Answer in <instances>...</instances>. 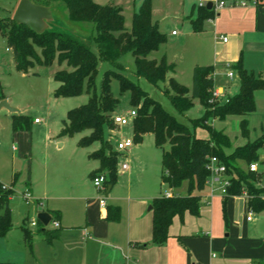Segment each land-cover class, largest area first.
Instances as JSON below:
<instances>
[{"label":"trees","instance_id":"1","mask_svg":"<svg viewBox=\"0 0 264 264\" xmlns=\"http://www.w3.org/2000/svg\"><path fill=\"white\" fill-rule=\"evenodd\" d=\"M45 5L51 2H63L68 19L74 22L92 24L93 32L88 39L70 34L65 29H56L54 21L50 27L40 34L29 30L25 25L18 24L13 17L0 19V35L6 39L7 47L11 49L17 69L27 70L36 62L48 66L57 55L59 61H65L70 70H57L53 79L58 83L54 89L55 96H75L86 92L88 100L85 104L68 110L65 120H62L60 135L74 136L84 130L88 134L81 136L77 145L89 147L94 142L99 148L88 157L99 163V168L106 169L108 179L106 186L112 187L117 177V167L120 152L113 149L110 139L105 138V131L114 125L112 116L118 104L111 89L112 79L119 83V92H128L131 108L136 110L132 119L133 142H140L145 134H151L154 144L161 150V181L167 188L177 191L184 184L188 194H174L170 197L160 196L152 201V237L157 243H162L168 236V228L175 215L188 211L199 214L200 195H194L205 187L210 177L206 169L209 157H216L225 167L224 177L228 180L225 189L226 196L245 195L247 209L255 213L264 211L263 189L258 187L260 176L248 169L250 163L258 161V150L264 148V135L231 149L230 138L223 131L209 124L213 118L220 120L227 116H242L239 121L240 135L248 136L247 114L254 111L253 92L264 88V79L236 65L238 76V92L228 96L226 101H220L212 96L213 67L211 65H196L192 70L191 88L179 83L174 77V63H169L164 57L160 60L149 59L147 55L166 42V35L160 31L159 25L151 14V1L143 0L132 15V25L125 28L122 9L112 4H99L94 0H43ZM264 0H256L257 4ZM205 6L199 7L203 9ZM202 16L191 20L192 30H201ZM95 45L96 51L91 49ZM40 50L39 58L36 50ZM126 53L134 57V75L144 78L151 85L160 88L171 104L180 113L188 110L197 99L204 108L201 117L190 120L192 128H202L208 137H198L194 129L181 122L164 110L161 103L151 97L137 82L127 78L122 73L107 69L99 84L97 92L95 77L99 61L112 66H119V59ZM160 83H164L160 87ZM31 117L25 114H12L13 130H23L30 127ZM227 149H231L227 152ZM13 190L3 188L0 184V237L11 229V210L8 201ZM51 221L58 215L49 212ZM106 219L118 218V207L107 206ZM37 224L44 227L37 220ZM24 240L31 244L32 234L23 229ZM59 230L53 229L44 233V240L50 242L58 237ZM264 264V258L259 259ZM0 264H13L2 262Z\"/></svg>","mask_w":264,"mask_h":264},{"label":"rangeland","instance_id":"2","mask_svg":"<svg viewBox=\"0 0 264 264\" xmlns=\"http://www.w3.org/2000/svg\"><path fill=\"white\" fill-rule=\"evenodd\" d=\"M30 1L45 5L43 0ZM94 1L102 5L120 6L125 28L129 30L132 25V15L143 0ZM150 1L153 20L158 23L160 31L166 35L167 40L159 46V49L151 51L147 58L160 60L164 57L167 62L174 63L175 74H172L174 78L182 85L189 84L187 86L191 88V66L196 63L202 65L208 60L200 57L201 50L203 56L209 53V42H203L205 40L192 32L191 28L190 19L196 18L197 2L196 0ZM19 2L20 0H0V19L12 17ZM46 6L52 11L55 23L53 27L56 29H65L70 34L83 39H88L92 35L91 23L68 19L63 2H51ZM172 30L178 33L177 37L170 35ZM7 49L6 39L0 35V100L5 99L11 107L30 116L32 122L28 129L13 130L9 112L5 107L0 109V184L13 190L8 201L11 210V229L0 237V261L13 264H68L65 263L66 259L61 258L63 247L60 243L50 245L44 240V233L59 228V225L55 226L53 220L45 226L42 225L43 231L41 225L30 224L32 219H36L34 211L41 207L38 201L49 210L52 207L59 210L61 230L68 227L81 230L86 225V217L94 216L99 222L107 223V227L110 226L109 224L112 227L115 221L103 218L102 215V211H105L107 206L118 207L121 214L125 208L126 197L140 194L147 189L157 190V195L163 192L159 182L161 150L155 146L153 136L145 134L140 142H134L128 151L122 152L119 156L120 162L128 161L132 166L133 176L130 177L129 171H120L122 173H117L115 185L109 192L105 189H97L93 184L92 176L88 174L87 153L99 148V143L94 142L87 148H80L77 145L78 139L87 135L88 130L74 136L59 134L62 120L66 119L68 110L85 104L89 95L84 91L75 96L54 95V89L58 85L53 79L54 73L61 69H71L65 61H59L57 55L48 66L35 62L33 67L20 70L16 68L12 51ZM91 49L96 51L93 43ZM36 51L39 58H42L40 50ZM107 69L118 71L137 82L151 97L161 103L165 111L189 126L191 130L194 128L190 120L201 117L204 113V108L197 99H193L194 104L191 108L182 113L178 112L160 88L134 75V57L130 53L124 54L119 59V66H112L104 61L98 62L95 77L97 92L103 73ZM163 85L165 84L160 83V87ZM111 89L114 97L118 99L114 114L125 113L131 109L128 92H119V83L116 79H112ZM227 97H221L219 100L225 101ZM34 118H38L41 123H33ZM209 124L224 129L233 144H240L243 141L239 136L237 116H230L225 120L213 118ZM194 133L199 137H208L207 131L199 127L194 129ZM120 137H132L131 125L119 127L114 124L105 131V138L111 140L113 149ZM255 138L256 135L251 132L249 139ZM106 172V169L98 168L93 176L105 174L108 179ZM216 187L214 194L225 195L221 183ZM164 188L167 189L166 184ZM176 192L180 195L188 194L186 184ZM196 192V190L191 191L192 194ZM99 198L105 199V208L99 206ZM233 211L234 206L230 204V213ZM51 213L54 219L55 213ZM238 215H244L246 219L248 216L255 218L257 214L238 210ZM260 222L261 220L258 223ZM234 223L239 225L240 219H235ZM23 229L32 234L30 246L24 240ZM90 235L94 236L92 233ZM103 239L106 242L109 240L106 237ZM94 254V257L90 258L91 263L88 264L97 263V251ZM107 262L108 258L104 256L101 264Z\"/></svg>","mask_w":264,"mask_h":264},{"label":"crops","instance_id":"3","mask_svg":"<svg viewBox=\"0 0 264 264\" xmlns=\"http://www.w3.org/2000/svg\"><path fill=\"white\" fill-rule=\"evenodd\" d=\"M226 1L227 5L218 10L212 7L208 9L206 5L200 9L197 5L196 18L202 16L200 22L202 28L198 32L192 30L201 36L202 40H205L203 42H209V53L203 56L201 50L199 55L203 59H208L202 65L213 67V87L223 97L238 92L237 64L246 71L264 79V2L257 4L254 3V0ZM241 1H244L245 5L239 4ZM194 19L191 18L190 22ZM173 31L170 32V35L177 37L178 33L173 34ZM222 37H226V41H223ZM196 65L199 64L196 63L190 68L191 84L192 70ZM229 70L233 72L232 78L227 75ZM173 74H175V70ZM187 85L184 86L189 88ZM253 97L255 109L245 116L249 133L246 138L239 135L243 139L240 144H233L231 137L225 133L224 129L215 127L230 138L231 149L247 141H252L249 139L251 132L256 135V138L264 135V88L254 90ZM7 111L10 119L12 114H22L20 110L18 112ZM228 117L230 116L226 118ZM237 117L239 129V121L242 116ZM33 123L40 124L41 121H33ZM231 149L226 151L230 152ZM91 152L87 153L89 176H93V173L97 172L99 168L98 161L88 157ZM123 163H128V161L120 162L119 160L117 173L129 171V175L132 177L134 173L132 166L128 163V168L123 170L121 169ZM255 163L258 172L254 173L261 178L257 185L263 189L262 197L264 198V173L262 172L264 170V148L258 150V161ZM160 168L159 182L163 192L157 195V190L147 189L142 191L143 193L126 197L122 213L120 214L118 208V218L110 219L115 221L112 227L111 224L107 227V223L99 222L94 216L93 218L86 217V225L81 230L74 227L61 230L59 210L55 207L49 210L38 201V205L41 207L39 206L40 208L36 209L35 213L51 211L58 215L56 221L59 228L54 229L59 230V235L47 243L50 245L60 243L63 247L61 258L66 259L65 263L68 264L91 263L90 258L94 257L96 251L98 258L96 264H101L104 256L108 258L106 264H260L259 259L264 258V211L254 212L257 214L256 217H250L249 220L244 219V215L239 216L238 210L253 212L247 209L245 195L214 194L217 190L216 186L220 184V179L225 178L224 176H216L213 179L209 177L205 182L204 189L194 194L201 196L198 215L186 211L181 216H173L167 238L162 243L155 242L152 237V201L156 197L165 196L166 192H170L171 196L179 194L169 188H164L165 184L160 179ZM113 186L110 187V190ZM181 188H184V185ZM235 203L237 204L234 205ZM230 204L234 206L233 213H230ZM110 207L113 211V206ZM102 213L104 218L106 210ZM237 218L240 219L239 225L234 223ZM259 220H261L260 223H258ZM100 237H106L109 240L106 242Z\"/></svg>","mask_w":264,"mask_h":264},{"label":"built area","instance_id":"4","mask_svg":"<svg viewBox=\"0 0 264 264\" xmlns=\"http://www.w3.org/2000/svg\"><path fill=\"white\" fill-rule=\"evenodd\" d=\"M196 2H197V5L199 7L205 6L208 2H210L212 4V8L215 10H218V9L227 5L226 0H196ZM254 3H256V0H254ZM234 4H235V2H234ZM239 4L245 5V2L241 1V2H239ZM172 33L174 34L175 31H173ZM222 40L226 41V37H222ZM227 75L229 78H232L233 72L231 70H229L227 72ZM212 96L218 100L221 97H223V95L216 89H213ZM135 116H136V110L134 108H131V109L127 110L125 113L114 114L112 116V120H113V123L118 125L119 127H124L127 125H131L132 119ZM39 121L40 120L38 118H34V122H39ZM132 145H133L132 137H120V139H118L116 144H115V150L122 153V152L126 151L128 148H130ZM127 168H128V163L121 164V169L126 170ZM206 169L210 172V178L211 179L215 178L216 176L217 177L224 176V173H225L224 165L214 156L209 157L208 162L206 164ZM248 169L252 172H255V173L258 172V167H257V164L255 162L250 163ZM262 172L264 173V170H262ZM92 180H93L94 186L97 189H102V190L105 189L106 190L107 176L105 174H96V175L92 176ZM220 183H221L223 191L225 192L226 186L229 184L228 180L226 178H222V179H220ZM3 188H6V187H3ZM164 195H165V197H170L171 193L166 192ZM98 203H99V206L101 208L106 207V201L104 198H99ZM247 219L249 220L250 216H248ZM49 222H51V220ZM53 222L55 223V226L59 225L56 220H54ZM36 223H37V218L32 219L30 222L31 226H35Z\"/></svg>","mask_w":264,"mask_h":264},{"label":"water","instance_id":"5","mask_svg":"<svg viewBox=\"0 0 264 264\" xmlns=\"http://www.w3.org/2000/svg\"><path fill=\"white\" fill-rule=\"evenodd\" d=\"M206 7L210 9L212 4L208 2ZM12 17L16 23L25 25L36 34L48 29L53 22V14L48 6L33 3L30 0H20ZM0 107H5L10 112H18V109L11 107L5 99L0 101ZM109 190L110 186L107 187V192ZM36 218L45 226L49 223L51 216L46 211H39L36 213Z\"/></svg>","mask_w":264,"mask_h":264}]
</instances>
